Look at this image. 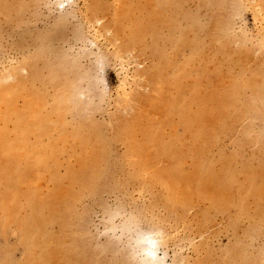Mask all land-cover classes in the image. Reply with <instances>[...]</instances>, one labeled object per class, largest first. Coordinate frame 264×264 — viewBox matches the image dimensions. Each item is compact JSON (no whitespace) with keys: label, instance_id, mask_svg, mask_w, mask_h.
Listing matches in <instances>:
<instances>
[{"label":"rangeland","instance_id":"374dc122","mask_svg":"<svg viewBox=\"0 0 264 264\" xmlns=\"http://www.w3.org/2000/svg\"><path fill=\"white\" fill-rule=\"evenodd\" d=\"M0 172V264H264V0H0Z\"/></svg>","mask_w":264,"mask_h":264},{"label":"bare ground","instance_id":"6f19581e","mask_svg":"<svg viewBox=\"0 0 264 264\" xmlns=\"http://www.w3.org/2000/svg\"><path fill=\"white\" fill-rule=\"evenodd\" d=\"M99 2V1H98ZM99 4V3H98ZM100 5V4H99ZM93 7H94V5H93ZM93 7H92V9H93ZM96 8V7H95ZM94 13V12H93ZM159 22H161V24H163L162 23V21H161V19H159ZM168 24V28H169V30H174V32H175V30H176V27H175V24H173L172 22H168L167 23ZM147 26H148V24L147 23H145V24H143L142 22H139V23H137V25L135 26V27H133V28H131L130 29V32H129V35H128V45H131V44H133V42H134V39H135V36L136 35H138V34H140V33H143V32H146V30L148 29L147 28ZM143 36V35H142ZM218 97V96H217ZM199 119V118H198ZM194 120V119H193ZM196 120V119H195ZM201 136V135H200ZM206 142V141H205ZM2 149L4 150V151H6V153H7V161H6V164H7V170L5 171V173H7V174H12L13 172H15L16 171V169H15V165H14V156H13V154H12V150H13V147L12 146H7V143L6 142H4V143H2ZM24 158V157H23ZM0 175H3V172H0ZM17 177L20 175V173H18V172H16V174H15ZM14 175V176H15ZM20 178V177H19ZM8 180V179H7ZM6 180V181H7ZM13 180V179H12ZM11 180V181H12ZM15 183V182H14ZM36 207H37V205H36ZM33 208H35V207H33ZM37 211V210H36ZM36 211H34L35 213H36ZM35 226H36V224H35ZM33 227V228H32ZM31 227V229H34V226H32ZM29 229V228H28ZM28 232V234H29V237L32 239L33 238V236H34V234H32L31 232H32V230H30V231H27ZM33 232H34V230H33ZM28 238V237H27ZM27 241H29V239L27 240ZM30 241H32V240H30ZM29 245H30V243H29ZM148 245H149V251H148V254H149V258H151V259H153L154 261H157L159 264H162V261L161 260H159L158 258H157V256H156V254H155V251L152 249L155 245H154V242H153V240H149L148 241ZM6 264V263H5Z\"/></svg>","mask_w":264,"mask_h":264}]
</instances>
